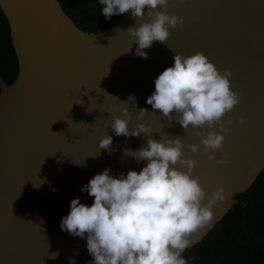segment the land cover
<instances>
[{
	"label": "water",
	"instance_id": "obj_1",
	"mask_svg": "<svg viewBox=\"0 0 264 264\" xmlns=\"http://www.w3.org/2000/svg\"><path fill=\"white\" fill-rule=\"evenodd\" d=\"M0 10L17 63L10 83L0 76V264H71L73 259L90 264L86 236L63 231L61 219L77 197L91 206L94 198L80 189L104 169L117 178L142 170L147 161L137 163L124 149L137 151L148 138L180 136L185 157L196 161L193 177L209 196L218 186L224 188L211 225L193 234L192 244L264 167V0H169L166 10H158L183 17L184 24L169 28L167 45L154 42L145 49L147 59L135 55L138 45L127 29L140 21L130 11L100 31L86 32L57 0H0ZM197 52L221 73L231 70L232 90L243 93L224 117L231 123L221 133L223 151L214 153L216 159H227L226 165L209 160L203 145L199 154L192 153L187 145L200 144L197 130H184L175 114L169 125L146 103L155 79L173 66L174 53ZM130 96L135 99L129 105L136 104L137 111L122 103ZM126 106L129 129L151 125V137L115 135L110 125ZM139 108L148 110L143 118ZM202 131H219V126ZM106 134L113 137L111 154L98 147ZM55 252L59 257L49 259Z\"/></svg>",
	"mask_w": 264,
	"mask_h": 264
},
{
	"label": "clouds",
	"instance_id": "obj_2",
	"mask_svg": "<svg viewBox=\"0 0 264 264\" xmlns=\"http://www.w3.org/2000/svg\"><path fill=\"white\" fill-rule=\"evenodd\" d=\"M99 3L104 6L102 15L106 19L130 11L132 18L140 21L138 27H129L127 32L138 45L135 55L144 59L148 58L145 49L154 42L167 45L169 28L184 24L183 17L158 10H166L169 0H99ZM130 51L131 46L127 52ZM231 76V70L221 73L201 52L187 57L174 53L173 66L158 75L155 91L146 100L153 110L168 119L169 125L175 114V121L184 130L190 126L196 129L200 144H189L187 148L199 154L203 145L208 159L215 160L217 165L228 163L227 159H216L214 154L215 150L223 151L225 135L221 133L229 131L227 125L231 121H225L224 117L243 95L232 90ZM134 99L130 96L122 103L129 105ZM129 106L137 111L136 104ZM120 110L123 118L115 117L110 125L116 136L130 138L143 133L144 137H151V125L140 123L130 130L129 107ZM147 112L146 108H139L138 115L143 118ZM244 122L241 116L239 123ZM205 126L209 129L219 126V131L205 134L202 131ZM166 136L164 140L148 138L146 146L137 151L124 149L125 156H132L137 163L147 161L139 172L131 170L117 178L106 168L90 179L80 191L94 198L91 206L81 203L79 197L71 200L70 211L62 217L60 226L74 237L86 236L87 251L93 258L90 264H188L183 253L191 247L192 235L211 225L213 207L223 200L224 188L218 186L209 196L199 179L193 177L196 161L185 157L183 140L180 136ZM112 143L113 137L106 134L98 147L111 154ZM209 149L213 151L208 152ZM99 155L100 152L95 156ZM58 257L59 252H55L48 258ZM71 264H75L74 259Z\"/></svg>",
	"mask_w": 264,
	"mask_h": 264
},
{
	"label": "trees",
	"instance_id": "obj_3",
	"mask_svg": "<svg viewBox=\"0 0 264 264\" xmlns=\"http://www.w3.org/2000/svg\"><path fill=\"white\" fill-rule=\"evenodd\" d=\"M81 30L97 32L120 15L106 19L99 0H57ZM17 72L7 21L0 10V76L10 83ZM234 203L183 256L188 264H264V167L252 183L236 193Z\"/></svg>",
	"mask_w": 264,
	"mask_h": 264
}]
</instances>
